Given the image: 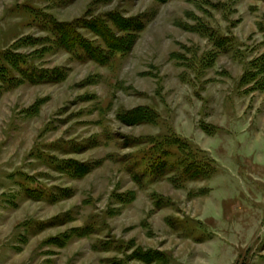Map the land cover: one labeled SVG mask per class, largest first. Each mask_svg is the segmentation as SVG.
Wrapping results in <instances>:
<instances>
[{
  "label": "rangeland",
  "instance_id": "374dc122",
  "mask_svg": "<svg viewBox=\"0 0 264 264\" xmlns=\"http://www.w3.org/2000/svg\"><path fill=\"white\" fill-rule=\"evenodd\" d=\"M1 66L0 264H264V0H0Z\"/></svg>",
  "mask_w": 264,
  "mask_h": 264
},
{
  "label": "trees",
  "instance_id": "16d2710c",
  "mask_svg": "<svg viewBox=\"0 0 264 264\" xmlns=\"http://www.w3.org/2000/svg\"><path fill=\"white\" fill-rule=\"evenodd\" d=\"M3 57H4V59H5L9 64H11V65H13V66H14V64L16 63V61H19V60H20L18 55L5 54ZM260 61H261V60H260ZM260 61H259V62H260ZM261 62H262V61H261ZM3 70H5V69L3 68V66H1V67H0V75L4 77V74L7 73V72H3ZM186 149L188 150L189 148H186ZM195 171H196V170H194L193 168H189V172L193 173V172H195ZM204 173H205L206 176H209V175H210V173L207 171V169L204 170ZM209 177H210V176H209Z\"/></svg>",
  "mask_w": 264,
  "mask_h": 264
}]
</instances>
